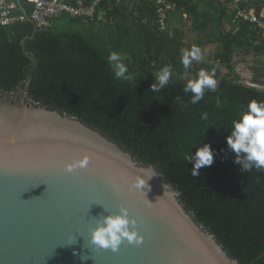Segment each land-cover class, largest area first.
<instances>
[{
	"label": "trees",
	"instance_id": "1",
	"mask_svg": "<svg viewBox=\"0 0 264 264\" xmlns=\"http://www.w3.org/2000/svg\"><path fill=\"white\" fill-rule=\"evenodd\" d=\"M64 1L92 6L93 14H61L38 29L28 18L32 2L8 0L25 19L0 25V103L19 104L15 97L26 93V101L98 130L153 165L231 258L264 264V170L243 171L226 142L238 112L264 101V30L238 15L262 14L264 0ZM209 43L210 54L186 70L182 51L202 52ZM112 52L121 55L130 79L115 77ZM237 62L246 67V81ZM164 66L171 67V80L152 92ZM201 69L215 73L217 88L193 105L183 88ZM204 144L213 163L192 176L186 158Z\"/></svg>",
	"mask_w": 264,
	"mask_h": 264
},
{
	"label": "water",
	"instance_id": "2",
	"mask_svg": "<svg viewBox=\"0 0 264 264\" xmlns=\"http://www.w3.org/2000/svg\"><path fill=\"white\" fill-rule=\"evenodd\" d=\"M26 96L0 103V264H239L153 165ZM84 154L86 168L65 170ZM142 170L156 175L135 189ZM121 206L142 242L125 239L116 251L94 245L96 219Z\"/></svg>",
	"mask_w": 264,
	"mask_h": 264
},
{
	"label": "clouds",
	"instance_id": "3",
	"mask_svg": "<svg viewBox=\"0 0 264 264\" xmlns=\"http://www.w3.org/2000/svg\"><path fill=\"white\" fill-rule=\"evenodd\" d=\"M202 59L201 49L197 46L182 51L181 62L186 70L194 61L201 62ZM108 60L117 79H130L128 68L119 53L112 52ZM171 76V67L164 66L156 76V83L151 84V91L160 92L169 84ZM214 76V72L209 73L201 69L196 78L187 81L183 91L191 93V104H198L204 98L206 90H216L217 80ZM201 118L206 120L207 113H202ZM226 142L228 148L235 153L234 163L240 165L243 171L250 172L253 168L264 170V101H250L238 112V118L232 121ZM213 159L214 153L209 144L197 147L195 153L186 158L193 163L192 176H197L200 168L211 166ZM89 161L90 156L84 154L79 159L67 163L65 170L72 172L78 168H86ZM155 175L154 171L142 170V174L137 175L132 184L139 190L149 188L148 181ZM136 224L137 220L129 216L128 208L121 206L119 212L101 215L96 219L95 227L91 230V242L113 251L118 250L125 239L129 243L138 244L142 242V236L138 233Z\"/></svg>",
	"mask_w": 264,
	"mask_h": 264
},
{
	"label": "built area",
	"instance_id": "4",
	"mask_svg": "<svg viewBox=\"0 0 264 264\" xmlns=\"http://www.w3.org/2000/svg\"><path fill=\"white\" fill-rule=\"evenodd\" d=\"M33 9L28 18L35 24L36 28L42 29L51 26L53 19L61 14L71 16H89L93 14V7H76L64 0H29ZM160 1V0H158ZM238 1V0H236ZM15 3L8 0H0V25H9L13 22L24 20L25 16H17L13 13ZM238 15L248 21L257 24L264 30V14L256 15L252 9L239 11Z\"/></svg>",
	"mask_w": 264,
	"mask_h": 264
},
{
	"label": "rangeland",
	"instance_id": "5",
	"mask_svg": "<svg viewBox=\"0 0 264 264\" xmlns=\"http://www.w3.org/2000/svg\"><path fill=\"white\" fill-rule=\"evenodd\" d=\"M213 50V46L211 45H207L203 48L202 50V54L203 56H208L209 53ZM240 57H236L235 60H238ZM223 71L225 72L226 69H223ZM236 72L239 73L241 75V77L245 80V78H249L247 75V71H246V67L243 63L241 62H237L236 64ZM246 81V80H245ZM247 83V82H246ZM260 87L264 88V84H260ZM17 101H19V103H22L24 101L23 97L20 96H16L15 97Z\"/></svg>",
	"mask_w": 264,
	"mask_h": 264
},
{
	"label": "crops",
	"instance_id": "6",
	"mask_svg": "<svg viewBox=\"0 0 264 264\" xmlns=\"http://www.w3.org/2000/svg\"><path fill=\"white\" fill-rule=\"evenodd\" d=\"M212 1L215 3V2H223L224 0H212ZM262 13L264 14V9L262 10ZM207 45H211V46H213V44H210V43L207 44ZM207 45H206V46H207ZM209 54H210V53H209Z\"/></svg>",
	"mask_w": 264,
	"mask_h": 264
}]
</instances>
